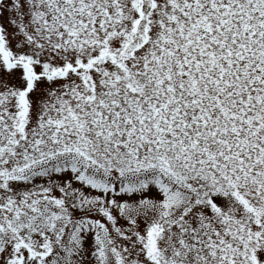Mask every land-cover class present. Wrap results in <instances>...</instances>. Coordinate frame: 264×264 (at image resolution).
Segmentation results:
<instances>
[{
  "label": "rangeland",
  "instance_id": "374dc122",
  "mask_svg": "<svg viewBox=\"0 0 264 264\" xmlns=\"http://www.w3.org/2000/svg\"><path fill=\"white\" fill-rule=\"evenodd\" d=\"M0 264H264V0H0Z\"/></svg>",
  "mask_w": 264,
  "mask_h": 264
},
{
  "label": "water",
  "instance_id": "95a60500",
  "mask_svg": "<svg viewBox=\"0 0 264 264\" xmlns=\"http://www.w3.org/2000/svg\"><path fill=\"white\" fill-rule=\"evenodd\" d=\"M44 237V236H43ZM44 238H46V237H44Z\"/></svg>",
  "mask_w": 264,
  "mask_h": 264
}]
</instances>
